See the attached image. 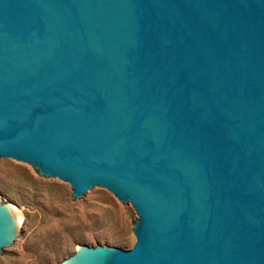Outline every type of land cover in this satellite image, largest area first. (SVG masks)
Returning <instances> with one entry per match:
<instances>
[{
  "label": "water",
  "instance_id": "obj_1",
  "mask_svg": "<svg viewBox=\"0 0 264 264\" xmlns=\"http://www.w3.org/2000/svg\"><path fill=\"white\" fill-rule=\"evenodd\" d=\"M0 158L134 208L56 264H264V0H0Z\"/></svg>",
  "mask_w": 264,
  "mask_h": 264
},
{
  "label": "rangeland",
  "instance_id": "obj_2",
  "mask_svg": "<svg viewBox=\"0 0 264 264\" xmlns=\"http://www.w3.org/2000/svg\"><path fill=\"white\" fill-rule=\"evenodd\" d=\"M0 192L22 213L20 233L0 253V264H56L75 244L129 249L135 242L134 208L103 187L72 200L65 181L39 176L28 163L0 158Z\"/></svg>",
  "mask_w": 264,
  "mask_h": 264
}]
</instances>
